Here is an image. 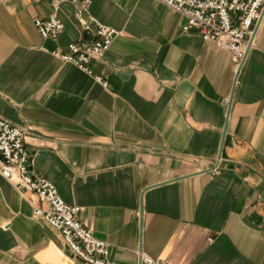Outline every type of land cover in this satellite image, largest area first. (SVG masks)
Here are the masks:
<instances>
[{"label": "crops", "instance_id": "0c3cea01", "mask_svg": "<svg viewBox=\"0 0 264 264\" xmlns=\"http://www.w3.org/2000/svg\"><path fill=\"white\" fill-rule=\"evenodd\" d=\"M73 10L43 38L50 0H0V117L26 131L32 171L108 264H264V15L235 63L160 2L91 0L118 34L86 73L53 53L90 37ZM33 198L0 174V264H85Z\"/></svg>", "mask_w": 264, "mask_h": 264}, {"label": "built area", "instance_id": "2783aa9c", "mask_svg": "<svg viewBox=\"0 0 264 264\" xmlns=\"http://www.w3.org/2000/svg\"><path fill=\"white\" fill-rule=\"evenodd\" d=\"M53 12L46 18L35 17L33 23L43 38H55L63 24L55 11L62 2L74 5L73 19L90 37L82 42H70L53 53L62 61L91 73V62L101 59L118 31L101 23L90 12L91 0H50ZM179 12L185 19L183 31L197 30L204 40L231 52L238 63L243 45L253 34V25L264 15V0H154ZM96 80L106 86L102 77ZM26 131L0 117V174L20 192H30L33 216L56 230L69 253L85 264H108L109 244L95 237L79 218L80 207L65 202L57 188L46 177L31 169L26 151ZM140 264H168L140 254Z\"/></svg>", "mask_w": 264, "mask_h": 264}, {"label": "water", "instance_id": "95a60500", "mask_svg": "<svg viewBox=\"0 0 264 264\" xmlns=\"http://www.w3.org/2000/svg\"><path fill=\"white\" fill-rule=\"evenodd\" d=\"M221 146H222V142H221Z\"/></svg>", "mask_w": 264, "mask_h": 264}]
</instances>
